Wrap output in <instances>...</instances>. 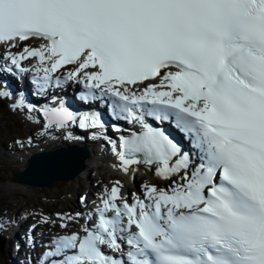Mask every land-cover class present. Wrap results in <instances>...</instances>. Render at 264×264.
<instances>
[{
    "label": "snow or ice",
    "instance_id": "snow-or-ice-1",
    "mask_svg": "<svg viewBox=\"0 0 264 264\" xmlns=\"http://www.w3.org/2000/svg\"><path fill=\"white\" fill-rule=\"evenodd\" d=\"M0 46L47 101L11 105L40 113V136L92 130L113 169L156 181L137 194L117 179L94 211L57 214L66 231L38 264H264V0H0ZM69 84L130 127L108 136L100 112L53 94Z\"/></svg>",
    "mask_w": 264,
    "mask_h": 264
},
{
    "label": "rangeland",
    "instance_id": "rangeland-1",
    "mask_svg": "<svg viewBox=\"0 0 264 264\" xmlns=\"http://www.w3.org/2000/svg\"><path fill=\"white\" fill-rule=\"evenodd\" d=\"M18 114L19 113L16 114L0 107V123L4 125V131L7 132L13 139L12 141H9L7 146L14 145L13 142L16 137L24 138L29 136L31 133L30 127H25L26 125L23 126L21 124V118ZM28 158L29 156H24L17 161H4L0 159V221L6 222L7 210L9 209L10 215L14 214V212L16 213L23 210L29 213L32 211L30 213L32 215H34L35 212H40L39 210H43L49 215L54 211H63L66 208L74 206V204H78V202L75 201L76 195L79 194L78 196H80L81 199L83 197L82 192L86 187L90 186L94 188L97 185L98 180H103L102 178L107 177L105 175V171L95 172V169H91L86 172L83 177H78L79 179L74 180L72 183H62L55 187L39 188L17 184L12 179L13 171L23 168L26 165ZM83 178H89L90 184L89 181L87 182L88 179L82 181ZM111 179L113 180L114 178ZM124 181L127 185L132 184V182H127L126 180ZM133 182H135V179ZM142 184L144 183H139V188H141ZM60 223L61 221L57 222L56 229L58 230H61L59 227ZM6 256L7 254L0 251V264H4V258Z\"/></svg>",
    "mask_w": 264,
    "mask_h": 264
},
{
    "label": "water",
    "instance_id": "water-1",
    "mask_svg": "<svg viewBox=\"0 0 264 264\" xmlns=\"http://www.w3.org/2000/svg\"><path fill=\"white\" fill-rule=\"evenodd\" d=\"M89 152L85 147H58L30 155L26 166L13 174V179L31 187H47L58 181H67L85 168ZM2 248V243H0Z\"/></svg>",
    "mask_w": 264,
    "mask_h": 264
},
{
    "label": "bare ground",
    "instance_id": "bare-ground-1",
    "mask_svg": "<svg viewBox=\"0 0 264 264\" xmlns=\"http://www.w3.org/2000/svg\"><path fill=\"white\" fill-rule=\"evenodd\" d=\"M23 63L28 64V63H30V60H26ZM62 141L63 140L58 139V140H48V141H44V142H38V146L39 147L37 148V150H35V152L36 151H40V150L53 149V148H55L57 146H62V145H64V143ZM86 143L87 144H90V140H86ZM65 145H67V144H65ZM23 157H24L23 155L20 156L18 158V160H20ZM93 159H95V158H93ZM93 159L91 157H88V159L85 160V168H84V170L80 174H78L76 177H74V178H72L70 180H67V181H58V182H56V183H54V184H52L50 186L43 187V188L55 187V186H57L59 184H62V183L63 184H69V183H72L74 180H77V179L81 178V176L85 172L90 171V169L93 167L92 166ZM113 174H114V172H113ZM119 175H122V174L121 173H118V176L115 175L116 176L115 178L119 179L124 184V189L123 190L126 189L128 191V193H130V192H136L137 194H139V190H137V187H138L137 185H139V183H142V182L143 183H153V182H156V181L153 180V177L151 176V174H149V173L143 174L140 171H138L136 173V175H135L136 176L135 177V182L136 183L133 182V180H132L131 181L132 184H128L127 185V183L124 180H126L128 182L129 181V177L124 175L123 178H120ZM131 190H133V191H131ZM90 193H91V190H90ZM9 211H10V209L7 210L6 222L0 221L1 222V226H0V232L1 233L0 234L1 235H3V234H9L13 241H14V238L16 236V240L18 242L15 241V242H12L11 244H9L7 247L4 246L3 253L9 255V257L11 258L14 255V253H15L16 250L19 251L21 253V256H22L23 253H24L22 251L23 248H25V250H29V249L31 250V249H33L32 248L33 247V243L31 245H29L28 239L26 240L25 238L22 237L23 236L22 234H18L15 231L12 223H10L12 221L14 222V220H15V213L10 215L9 214ZM4 212H5V210H4ZM29 214L30 213H27V215L25 216V221L26 222L20 228V231L22 232L24 230V231H27L28 233H32L34 231H37L38 234H36L35 232H34V234L37 235L38 237H41V239H42L40 241V245H41V243L45 242L47 240V238L50 236L49 230L55 229L56 227H54V226H57V225L56 224L50 225L49 223L48 224L43 223L40 220V217H41L40 216V212H38V213L35 212L34 215H32V214L29 215ZM16 216H18V215L16 214ZM55 219H57V217H55ZM68 223H70V222H68ZM33 224L37 225V227L35 229H32L31 228ZM30 229H32V230L30 231ZM19 236L21 238H19ZM23 242L25 243V247H23L21 245ZM35 242H36V240H35Z\"/></svg>",
    "mask_w": 264,
    "mask_h": 264
},
{
    "label": "trees",
    "instance_id": "trees-1",
    "mask_svg": "<svg viewBox=\"0 0 264 264\" xmlns=\"http://www.w3.org/2000/svg\"><path fill=\"white\" fill-rule=\"evenodd\" d=\"M0 107L3 108L4 110H7L4 105H0ZM3 128L4 125L0 123V149H2L4 145L8 144V142L12 140V137H10L8 133L4 131Z\"/></svg>",
    "mask_w": 264,
    "mask_h": 264
}]
</instances>
